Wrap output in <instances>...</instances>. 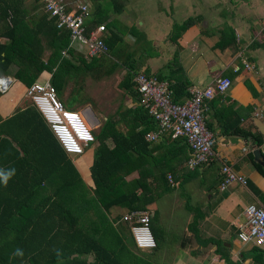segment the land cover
Listing matches in <instances>:
<instances>
[{"label":"trees","instance_id":"trees-1","mask_svg":"<svg viewBox=\"0 0 264 264\" xmlns=\"http://www.w3.org/2000/svg\"><path fill=\"white\" fill-rule=\"evenodd\" d=\"M114 10L119 12L121 6H114ZM193 22L187 18L180 25L173 24L172 37ZM99 23L96 16L92 17L86 22V31ZM0 39H4L0 42V76L14 67L12 77L29 87L47 72L57 99L65 79L92 71L95 58L100 56L86 61L80 52L71 50L62 56L68 46L67 31L55 28L38 0H0ZM116 40L112 34L103 39L107 50ZM225 43H234L232 31L226 28L220 31L216 46L223 49ZM135 73L127 68L117 85L138 101L132 83ZM170 90L174 103L188 97L186 86L178 79L170 84ZM117 116L127 129L124 133L115 128L117 121L107 118L101 126L105 128L102 135H94L97 144L89 166L91 188L34 106L26 105L0 120V264H156L161 232L153 230L151 219L155 247L139 250L127 224L117 226L114 222L118 218L110 220L107 214L112 207L124 208L125 212L147 211L162 193L178 185H170L162 171L157 175L151 172L166 159L164 155L152 157L155 148L147 147L150 143L144 135L154 129V123L146 111L136 105L117 110ZM224 127L226 132L252 139L256 147L262 143L254 134ZM165 137L183 140L171 139L169 134L161 138ZM108 138L111 147L105 143ZM251 164L264 179V167L252 160ZM134 171L137 176L127 179ZM246 185L264 204L262 193L252 183ZM217 246L220 251V244ZM247 255L251 264H264V250L250 246ZM219 256L231 263L224 254Z\"/></svg>","mask_w":264,"mask_h":264},{"label":"crops","instance_id":"crops-1","mask_svg":"<svg viewBox=\"0 0 264 264\" xmlns=\"http://www.w3.org/2000/svg\"><path fill=\"white\" fill-rule=\"evenodd\" d=\"M195 2L169 0V10H155V22H147V47L152 46V51L146 50L144 56H141L137 72L161 77L160 80L167 81L169 85L178 79L187 91L192 86L204 87L222 77L228 78L231 85L226 92L215 94L209 100L204 114L205 124L215 138V156L210 165L187 170L184 164L188 149L181 139L160 138L147 146L148 149L155 148L152 157L164 155L166 159L165 163L151 168V172L157 175L162 171L166 179L170 177L174 187L178 185L162 193L147 207L153 230L161 232L163 227L167 230V236H159L160 248L156 264H227L219 256L221 253L229 258L230 264H251L247 255L250 245L240 243L236 239V232L244 220V208L249 204L264 208V204L252 194L247 185L231 184L220 191L218 172L220 164L226 162L245 178L246 183H252L264 196V179L251 164V160L256 162L252 151L258 150L261 163H256L264 167V10H195ZM196 3L199 5V0ZM189 4L190 10H178L179 5L185 7ZM95 13L97 10H90L91 18ZM116 13L124 16L126 12L120 10ZM187 18L194 19L193 24L172 37V25H180ZM138 24L143 25L140 22ZM224 28L232 31L234 43H225L226 47L219 49L216 44ZM108 35L106 29L104 38ZM130 37L132 41L143 39L142 36ZM0 42H4V39H0ZM69 50L80 52L83 56L82 51ZM46 52L44 58L48 55ZM67 53L68 50L65 56ZM242 62L247 63L249 68H245ZM1 76L9 78L10 84L0 96V120L26 107L19 106V101L27 88L16 81L12 73ZM49 78V73L42 72L34 82H43ZM129 102L130 106L126 108L140 106L131 96ZM2 110L9 113L5 115ZM92 112L94 116L99 113L97 109ZM116 123L122 126L120 131L123 133L127 130L121 121ZM102 124L98 121L97 125ZM224 126L228 130L236 128L254 134L262 143L256 147L252 139L226 132ZM105 143L112 146L109 138ZM94 147L85 150L84 158L85 185L90 188L92 182L89 166ZM71 160L79 172V158ZM136 176L137 172L134 171L128 177ZM178 188L179 193L176 191ZM175 203L177 206H171ZM176 208L182 211L179 218L172 214ZM124 212L123 208L120 214L108 211L107 215L110 220L117 217L114 224L119 226V216ZM217 244L221 246L220 251ZM87 259L91 260V257Z\"/></svg>","mask_w":264,"mask_h":264},{"label":"built area","instance_id":"built-area-1","mask_svg":"<svg viewBox=\"0 0 264 264\" xmlns=\"http://www.w3.org/2000/svg\"><path fill=\"white\" fill-rule=\"evenodd\" d=\"M47 18L53 19L56 29L67 31V50L82 51L83 58L90 60L106 54L103 41L106 27L99 23L86 31V22L91 19V0H38ZM245 68L249 65L242 62ZM133 89L138 95L139 105L154 123V129L144 135L148 143L157 142L163 135L171 139L182 138L188 149L185 168L194 170L207 165L214 159L215 138L207 128L204 114L207 103L215 94L226 92L231 83L228 78H216L204 87L188 88V97L181 103L171 101L170 85L165 80L136 72L132 77ZM10 84V79L0 76V93L3 94ZM26 96L36 108L53 137L67 155H81L88 144L94 142L91 128L78 111L64 108L57 99L54 87L46 79L34 82L26 88ZM220 191L231 184L246 185L243 176L237 174L226 162L219 167ZM167 181L173 185L170 177ZM243 222L236 232V239L243 245L256 246L264 250V208L254 204L243 210ZM150 215L147 211H129L120 216L119 221L127 224L134 246L139 250H151L155 241L149 227Z\"/></svg>","mask_w":264,"mask_h":264},{"label":"rangeland","instance_id":"rangeland-1","mask_svg":"<svg viewBox=\"0 0 264 264\" xmlns=\"http://www.w3.org/2000/svg\"><path fill=\"white\" fill-rule=\"evenodd\" d=\"M62 1L72 3L73 0ZM194 1L197 2V0ZM196 2L193 3L195 10H222L223 12H226V10H264V0H199V5ZM168 4L169 0H91V10L100 11L95 13V16L100 22L105 23L108 34H112L117 40L113 48L111 50L108 49L106 54L94 57L96 64L92 71L86 74L73 75L65 79L58 99L66 103L63 104L66 109L77 110L78 108L91 107L92 111L98 110V115L95 112V118L100 124L107 118L118 121L117 110L130 106V96L127 92L119 89L117 84L124 77L127 68L131 67L134 73L137 72L141 56H144L146 50L152 51V46L147 47V44L149 45L146 40L149 25H147V22H155V10H169ZM114 6H121V10L126 12L124 16L117 14ZM190 6V4L185 7L179 5L178 10H190ZM138 22L143 25H139ZM130 36H142L143 39H134L132 41ZM45 53L47 52L45 51L43 55H46ZM10 69L13 70L14 67ZM12 72L9 71V73ZM11 98L13 100V97ZM12 100L10 103H12ZM30 104L31 102L24 91L20 98L19 106L24 107ZM1 106L0 108H2ZM2 111L5 115L9 113L5 110ZM256 122L258 123V120ZM114 126L118 130L122 128L117 123ZM91 131L93 135L100 133L102 135L105 128L95 125L91 128ZM94 144H97L96 140L88 144L85 150L87 151L94 147ZM69 158H79L80 161L77 162V166L81 172V178L85 180V152L79 156H70ZM176 191L179 193V188ZM171 206L175 207L177 204L175 203ZM109 211L114 214H120L123 208L113 207ZM172 214L179 218L182 211L176 208ZM153 226L156 227V225ZM161 236H167L166 227L161 229Z\"/></svg>","mask_w":264,"mask_h":264},{"label":"water","instance_id":"water-1","mask_svg":"<svg viewBox=\"0 0 264 264\" xmlns=\"http://www.w3.org/2000/svg\"><path fill=\"white\" fill-rule=\"evenodd\" d=\"M81 115L84 117L86 123L90 128L98 124L97 119L95 118L92 110L89 107H85L80 110ZM252 155L254 157V160L258 163H261V161L258 159L259 158V152L258 150H253Z\"/></svg>","mask_w":264,"mask_h":264},{"label":"clouds","instance_id":"clouds-1","mask_svg":"<svg viewBox=\"0 0 264 264\" xmlns=\"http://www.w3.org/2000/svg\"><path fill=\"white\" fill-rule=\"evenodd\" d=\"M5 179H7V177H5Z\"/></svg>","mask_w":264,"mask_h":264}]
</instances>
